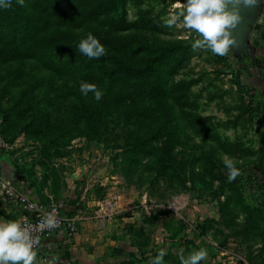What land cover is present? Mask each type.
I'll list each match as a JSON object with an SVG mask.
<instances>
[{"label":"rangeland","instance_id":"374dc122","mask_svg":"<svg viewBox=\"0 0 264 264\" xmlns=\"http://www.w3.org/2000/svg\"><path fill=\"white\" fill-rule=\"evenodd\" d=\"M178 2L187 0H127L124 17L114 8L73 30L80 39L92 33L130 42L140 57H155L165 47L175 52L157 64L150 80L160 88L158 97L114 110L96 140L88 138L73 108L82 99L95 100L92 93L85 97L80 92L81 82H97L74 60L49 52L60 63L56 70L35 59L2 66L0 151L12 161L35 156L34 166L43 175L59 171L65 177L67 163L99 161L110 178L103 182L101 204L116 203L126 217L138 213L137 237L126 234L124 249H117H130L126 264H152L161 249L167 253L164 264H181V254L201 248L208 253L201 264H264V237L258 232L264 230V36L250 38L251 57L194 51L198 34L180 21L166 23L179 13ZM124 21L129 28H122ZM99 84L113 99L116 89ZM180 84L188 105L178 103ZM157 131L153 145L171 148L180 163L176 176L161 174L159 155L131 152L140 136ZM224 155L241 170L232 182ZM85 170L79 180L87 181ZM174 199L185 204L171 207Z\"/></svg>","mask_w":264,"mask_h":264},{"label":"trees","instance_id":"16d2710c","mask_svg":"<svg viewBox=\"0 0 264 264\" xmlns=\"http://www.w3.org/2000/svg\"><path fill=\"white\" fill-rule=\"evenodd\" d=\"M126 4L127 0H25L26 6L21 7L12 0L11 9H0V68L11 62L35 59L56 70L60 63L48 56L49 52H54L74 60L96 80L97 86L102 82L109 90L115 88L113 99L107 95L99 102L82 99L73 108L77 122L85 124L88 138L96 140L106 117L114 110L135 106L147 97H158L160 88L150 80L157 64L175 53L174 49L165 47L155 57H140V49H134L130 42L101 37L99 40L107 55L90 60L80 54L78 44L81 39L73 34V30L96 22L114 8L121 9L124 17ZM129 27L124 21L122 28ZM96 65L100 66L98 70ZM186 93L183 84L177 86L178 103L189 104ZM158 139V131L143 134L131 147V152L142 156L159 155L161 174L173 177L180 163L173 159L170 147L162 150L154 147L153 142ZM258 232L264 237V230Z\"/></svg>","mask_w":264,"mask_h":264},{"label":"crops","instance_id":"0c3cea01","mask_svg":"<svg viewBox=\"0 0 264 264\" xmlns=\"http://www.w3.org/2000/svg\"><path fill=\"white\" fill-rule=\"evenodd\" d=\"M263 26L264 22L259 17L251 37L264 36ZM34 157L12 161L0 151V222L18 221L27 214L15 196L6 194L3 180H8L16 191L27 192L37 202L64 201V213L81 216L75 235L62 231L37 251L40 264H126L128 260L124 256L128 255L130 249L126 248L124 253L117 249H124V240L129 238L126 234L137 237L138 226L135 222L138 213L126 217V213H122L125 210L118 209L116 219L110 223L96 218V210L101 205L103 182L110 179L106 176V168L98 167L100 163L94 159H80L67 163L69 171L65 177L59 171L43 175L42 168L34 166ZM84 169L87 181L79 180L80 172ZM119 203L118 207L121 206Z\"/></svg>","mask_w":264,"mask_h":264},{"label":"clouds","instance_id":"9594fccd","mask_svg":"<svg viewBox=\"0 0 264 264\" xmlns=\"http://www.w3.org/2000/svg\"><path fill=\"white\" fill-rule=\"evenodd\" d=\"M16 3L21 7L26 6L25 0H16ZM241 4L245 7L254 6L257 0H187L186 4L178 2L174 7L180 9L179 13L171 15L166 23L172 26L180 21L185 29L196 32L199 38L192 44L194 51L210 50L213 55L226 57L232 52L233 46L237 45V40L232 36V30L242 22L239 11ZM11 8L12 0H0V9ZM78 51L90 60L107 55L105 46L92 33H88L86 38L80 40ZM80 92L85 97L92 93L97 102L104 95L96 84L88 82H81ZM222 160L228 170L229 182L241 175V170L236 166L233 158L224 155ZM59 223L54 211L47 213L36 227L31 224H22L20 221L0 223V264H40L36 250L40 244V238L33 233L36 230L55 229L59 227ZM166 254L165 250H159L152 264H164ZM207 256V250L201 248L187 256L181 254L180 262L181 264H201Z\"/></svg>","mask_w":264,"mask_h":264},{"label":"built area","instance_id":"2783aa9c","mask_svg":"<svg viewBox=\"0 0 264 264\" xmlns=\"http://www.w3.org/2000/svg\"><path fill=\"white\" fill-rule=\"evenodd\" d=\"M262 18V21L264 22V0H263V8H262V13L260 15ZM1 144V143H0ZM3 185L4 188L6 189V194L8 196H15L18 203L23 207V209L26 211V215L18 220L22 224H31L34 227L38 226L39 222L41 219L50 212H55L57 219L59 220V227L52 229V230H36L34 231L33 235L39 236L40 238V244L38 248L36 249L37 251L42 248V246L52 239L55 235L58 233L64 231L65 233L69 235H75L78 232L79 229V223L82 220L81 216L79 214L75 215H69L64 213L65 209V202L64 201H59V202H50V203H41L37 202L34 199H32L29 194L25 191L19 192L16 191L12 185V183L8 180H3ZM184 201L174 199L170 206L171 207H177L179 209L180 207H183ZM117 212V205L116 203H111V204H101L98 209L96 210V218L101 220L103 223H110L115 220V215ZM148 214H151L150 210H147ZM2 223V222H0ZM214 246H219L217 244H214ZM221 254H226L224 251H222L221 248ZM234 260L238 261V258L236 255H232ZM231 256V257H232Z\"/></svg>","mask_w":264,"mask_h":264},{"label":"water","instance_id":"95a60500","mask_svg":"<svg viewBox=\"0 0 264 264\" xmlns=\"http://www.w3.org/2000/svg\"><path fill=\"white\" fill-rule=\"evenodd\" d=\"M231 5L229 8L231 9ZM263 0H257L254 6L245 7L243 4L239 6L242 22L237 28L232 30V36L237 40V45L233 46V53L239 57L241 55L253 56L250 45L252 31L262 13Z\"/></svg>","mask_w":264,"mask_h":264}]
</instances>
